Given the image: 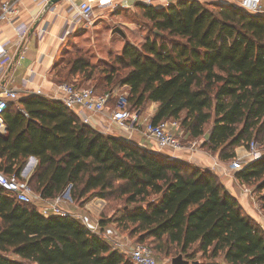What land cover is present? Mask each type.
I'll return each mask as SVG.
<instances>
[{"label":"trees","instance_id":"1","mask_svg":"<svg viewBox=\"0 0 264 264\" xmlns=\"http://www.w3.org/2000/svg\"><path fill=\"white\" fill-rule=\"evenodd\" d=\"M138 8L148 28L140 45L125 44L102 67L85 52L64 58L55 77L82 74L85 81L100 73L105 91L127 85L130 108L157 103L153 122L177 119L191 139L212 128L202 147L223 161L253 138L264 145V13L201 0ZM4 118L0 171L20 176L35 157L28 183L40 198L71 185L79 205L96 196L122 201L112 215L102 213L101 225L149 241L159 260L181 254L199 264H264L262 223L219 175L105 134L46 96L11 101ZM234 175L254 186L249 196L264 210V157ZM37 201L22 203L0 188V264H134L77 218L45 215Z\"/></svg>","mask_w":264,"mask_h":264},{"label":"built area","instance_id":"2","mask_svg":"<svg viewBox=\"0 0 264 264\" xmlns=\"http://www.w3.org/2000/svg\"><path fill=\"white\" fill-rule=\"evenodd\" d=\"M19 0H3L0 5V21L14 23L19 14L17 2ZM40 8H47L52 0H36ZM130 0H82L79 4L73 3V13L69 18L67 27L62 35L64 40L73 32L74 26L83 22L86 27L93 23V14L96 7L102 9H117L122 5L129 6ZM136 1V0H135ZM143 4L153 5L155 1H159L163 6H168L175 0H137ZM240 6L247 12L260 14L264 13L263 0H240ZM30 26L26 22L15 25L17 40L23 42L29 32ZM8 55L5 47L0 49V57ZM23 57L19 53L18 58ZM0 68V134L7 132V124L4 113L11 101H18L22 98L17 89L9 88L5 82H13L12 76H8L6 71ZM26 95H41L51 99H57L70 110L74 111L80 120L91 126L93 119L105 117L107 125L101 124L99 131L105 134L117 133L119 137L129 142H134L135 134H142L145 138L152 141L159 150L179 153L194 147L196 142H189L185 145L183 141V128L177 119H167L155 123L152 116L143 114V112L130 108L128 104L129 88L124 85L121 89L116 88L113 91L98 92L95 88L89 86H77L73 83H58L55 88L48 94L42 88L35 90H27ZM145 147V146H142ZM246 157V158H245ZM236 156L230 163V170L235 174L242 169L245 160L246 163L261 159L264 157V147L257 140H252L248 144L246 156ZM31 160H34L31 157ZM36 161V158L35 160ZM0 188L12 193L18 201L22 203H32L36 197L38 200L44 201L45 205L42 212L45 215H61L73 216L80 220L82 224L92 233L108 240L114 248L129 255L134 264H158L153 255L152 249L145 243H129L119 238L116 230L112 228H104L101 221L96 216L104 210L106 199L101 197H93L84 203L85 212L67 209L68 202L75 203L70 195L71 185L54 199H42L38 196L30 184L28 178L21 172L20 176L13 174H5L0 171ZM245 194L252 195L249 187L242 185ZM69 191V194L67 192ZM252 199V198H251ZM253 200L254 207L260 214L257 202ZM261 223L264 227V215Z\"/></svg>","mask_w":264,"mask_h":264},{"label":"crops","instance_id":"3","mask_svg":"<svg viewBox=\"0 0 264 264\" xmlns=\"http://www.w3.org/2000/svg\"><path fill=\"white\" fill-rule=\"evenodd\" d=\"M0 1L2 2L3 0ZM81 1L82 0H59L57 2H52L47 8H40L36 0H19L17 2L19 14L16 21L14 23L2 20L0 21V49L1 47H5L8 50V55L0 57V68H3V71H6L7 75L12 76L14 79L13 82H5L7 87L17 89L22 97L27 96V90L42 88L45 93L49 94L55 88V85L58 83L54 80V66L56 62H60V56L58 57V55L64 47L63 42L65 39L76 36L75 39H72L69 43L78 44L81 48L85 49L83 40L86 38L88 28L83 22L78 24L76 27L74 26L73 32L62 40V35L67 27L69 18L74 11L73 3L79 4ZM201 1H212L234 5H239L240 3L239 0ZM138 3L141 2H138L137 0H130L129 6L122 5L117 9H102L100 7L95 8V11L98 9L99 13H105L108 11L111 13V16H108V19L103 17L105 20L99 22V25H97L96 28H101L99 26H102L104 23H110L111 21L122 25V28L124 29V31H122L125 33V36L119 34L120 38L114 39L115 43H119V51H122L125 44H127L126 41L128 40L123 43V39L130 37L128 30L130 31V29H133L134 26H136L135 14L139 11ZM153 5L156 7L163 6L159 1H155ZM21 22H26L30 26V29L26 39L20 43L16 37L15 25ZM114 30V27L110 29L111 35L115 33ZM141 34L143 42L147 33L142 30ZM136 36H138V33ZM77 39L78 41H76ZM19 53H21L23 57L18 58ZM156 109L157 103L151 102L147 108L141 112H143V114L153 116ZM100 119L101 121H99V119H93L91 127L100 130L101 124H104L105 126L107 125V119L105 117ZM114 135L118 134L115 133ZM139 136V133L135 134L134 143L142 147L145 144L142 142L143 140L141 141ZM192 142H196L194 147H191L190 149L188 148L187 150L179 153H170L166 150H162V152L155 147H145L155 153L174 160L191 163L196 167L210 170L211 172L219 175L226 188L232 195L238 198L246 212L261 223L262 216L264 215L263 211L262 214H259L258 211H256L251 203L250 196L244 193L242 185L237 180L234 173L230 170V164H227L228 161L220 159L218 154H212L211 152L206 151L202 147V140L199 141L197 138H194L192 139ZM240 154H243L242 146H239L236 149V155L241 156ZM36 164L37 159L36 161L31 160V158L27 160L24 169L22 170V173L26 178L29 179ZM42 205H45L44 201ZM76 206L81 212H85V209L83 208L84 204H76Z\"/></svg>","mask_w":264,"mask_h":264},{"label":"rangeland","instance_id":"4","mask_svg":"<svg viewBox=\"0 0 264 264\" xmlns=\"http://www.w3.org/2000/svg\"><path fill=\"white\" fill-rule=\"evenodd\" d=\"M239 2H240V0H239ZM0 3H1V1H0ZM135 15H136V23H135L136 26H134L133 29H130V31L128 30V32L130 33V37L123 39V43H125V41L128 40V41H126L127 43H131L134 45H140L142 43V40H143L141 31L143 30L146 33L148 31L146 22H144V20L141 19V17H140V12L137 11ZM108 16H111L110 11L105 12V13H102V12L99 13L98 9H96V11H94V14L92 16L93 17V23H92V25L87 27L88 30L87 29L86 30L88 32H87L86 38L83 40L85 49L81 48L78 44H72L71 42L69 43V41H71L72 39L74 40L76 36H73L72 38H66L65 41L63 42L64 47L62 48V50L60 51V53L58 55V57L60 56L59 60L61 61V63L63 62L64 58L73 57L74 55H78V53L80 54L81 52H85L86 55H88V57H90L92 63H94L96 66L100 67L101 65L104 66L106 64H109L112 60V58H111L112 56L120 55L121 51H119V43L114 42V39L120 38V35H119L120 33L115 31V33L113 35H111L110 29L113 27L114 28H116V27L122 28V25L116 24V23L111 21L110 23H104V24H102V26H99L101 28H96V26L99 25V22L105 20V19H103V17L108 19ZM122 30L124 31L123 28H122ZM137 33H138V36H136ZM76 41H78V39ZM115 45H117V46H115ZM87 48H89V49H87ZM54 75H55V71H54ZM82 78H83V75L79 74V75L70 76L67 79H65L63 77L62 78L61 77H55L54 80L57 83H73V84H77V85L93 87L98 92H105L106 88L103 87L105 85V82L103 80V74L99 73L98 75H95L92 79L85 80V81H83ZM94 78L100 79L101 81L98 82L99 80H96ZM123 86L124 85L117 84L116 88L121 89ZM139 138L141 139V141L143 140L142 142H144V144H145L144 146H149L151 148L152 147L157 148V146L152 141L145 138L142 134H140ZM197 139L199 141L204 140L203 138H197ZM258 140L261 142L264 141V140H262V138H259ZM190 141H192L190 136L184 134L182 142L187 146V145H189ZM197 145H198V143H197ZM260 145L262 147H264V145H262V144H260ZM247 147H248L247 143L242 145L243 154H240L241 155L240 157L246 156ZM168 152H170V151H168ZM230 163H231V161H228L227 164H230ZM243 163H246L245 160L243 161ZM249 187L253 191L254 186H249ZM37 200L38 199L35 197L33 199V202H38ZM76 204L78 205L79 203L75 202V204H72L71 202H68L67 209L74 210V211H80V209L76 206ZM73 205H75L76 207ZM120 205H123V202L120 200H113L111 202L107 201L106 206L104 208L105 211L103 210L104 212L102 211L100 213V215L96 216V217L101 219L102 213H107V215L110 216L113 214V212ZM259 206H260V204H259ZM260 210L263 211V213H264L263 209H260ZM256 211H258V210L256 209ZM117 229L118 230H116V233H117L119 238H122L123 240H125L126 242H129L131 244L136 242V238L130 237L128 234L129 233L128 231L123 230L121 227L117 228ZM145 244L150 247L149 241H145ZM17 259H19V258H17ZM20 260L22 261L23 264H36V263L30 262L28 260H24V259H20ZM157 261H158V264H171V258H164V256H162L161 260L157 259Z\"/></svg>","mask_w":264,"mask_h":264},{"label":"water","instance_id":"5","mask_svg":"<svg viewBox=\"0 0 264 264\" xmlns=\"http://www.w3.org/2000/svg\"><path fill=\"white\" fill-rule=\"evenodd\" d=\"M57 1H59V0H52V2H57ZM114 31L119 32L121 35L125 36V33L122 31V29L120 27H116ZM211 134H212V128L206 132V134L204 135V139L208 140L210 138ZM32 158L35 160V157H32ZM67 194H69V191L67 192ZM171 264H199V263L198 262H190L189 260L185 259L183 257V255L180 254V255L172 258Z\"/></svg>","mask_w":264,"mask_h":264}]
</instances>
